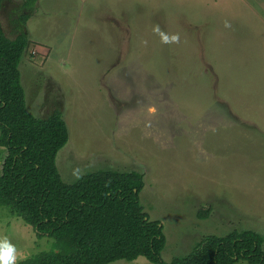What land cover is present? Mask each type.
<instances>
[{
  "label": "rangeland",
  "instance_id": "obj_1",
  "mask_svg": "<svg viewBox=\"0 0 264 264\" xmlns=\"http://www.w3.org/2000/svg\"><path fill=\"white\" fill-rule=\"evenodd\" d=\"M28 14L27 107L38 119L60 111L67 124L64 182L142 173L166 263L208 236L264 237V0H39L32 12L4 0L8 37ZM9 248L19 264L56 240L2 207L0 260Z\"/></svg>",
  "mask_w": 264,
  "mask_h": 264
},
{
  "label": "trees",
  "instance_id": "obj_2",
  "mask_svg": "<svg viewBox=\"0 0 264 264\" xmlns=\"http://www.w3.org/2000/svg\"><path fill=\"white\" fill-rule=\"evenodd\" d=\"M32 12L39 0H20ZM4 0H0V13ZM12 39L0 20V208L9 207L32 225L39 236L56 240V250L19 264H264V237L252 230L208 236L186 257L166 263L163 226L151 221L141 205L144 175L140 172L98 170L77 182H64L56 159L69 141L60 111L47 119L27 107L20 63L30 39L26 24ZM209 211L199 217L209 216Z\"/></svg>",
  "mask_w": 264,
  "mask_h": 264
},
{
  "label": "clouds",
  "instance_id": "obj_3",
  "mask_svg": "<svg viewBox=\"0 0 264 264\" xmlns=\"http://www.w3.org/2000/svg\"><path fill=\"white\" fill-rule=\"evenodd\" d=\"M12 249L9 248V251L5 253L3 260H0V264H10L9 256L11 254Z\"/></svg>",
  "mask_w": 264,
  "mask_h": 264
},
{
  "label": "snow or ice",
  "instance_id": "obj_4",
  "mask_svg": "<svg viewBox=\"0 0 264 264\" xmlns=\"http://www.w3.org/2000/svg\"><path fill=\"white\" fill-rule=\"evenodd\" d=\"M6 255V254H5Z\"/></svg>",
  "mask_w": 264,
  "mask_h": 264
}]
</instances>
